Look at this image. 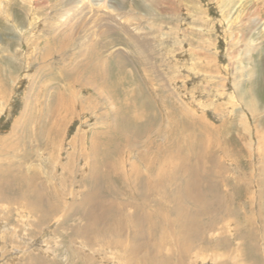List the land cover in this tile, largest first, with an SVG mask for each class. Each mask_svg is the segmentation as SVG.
Returning a JSON list of instances; mask_svg holds the SVG:
<instances>
[{
    "label": "rangeland",
    "instance_id": "1",
    "mask_svg": "<svg viewBox=\"0 0 264 264\" xmlns=\"http://www.w3.org/2000/svg\"><path fill=\"white\" fill-rule=\"evenodd\" d=\"M81 1L0 0V175L9 174L1 165L10 164L15 179L25 178L0 200V264H38L35 256L49 264H133V256L140 257L138 264H264V0ZM76 3L80 10L74 9ZM123 28L133 33L128 37ZM139 33L149 37L141 40ZM133 36L143 44L142 52ZM85 42L91 45L87 51ZM93 42L102 57V71L92 75V81L79 64L89 55L95 58ZM119 51L120 58L114 54ZM68 82L73 87L64 84ZM71 89L86 102L85 111L74 106L64 125L50 130L52 120L46 115L53 110H47V102L56 92ZM125 112L130 127L121 119ZM137 113L146 115L136 118ZM151 129L148 142L175 147L181 159L202 158L200 171L213 187L207 195L212 202L208 211L187 198L188 210L194 213L186 209L178 218L176 202H168L163 193L144 201L130 187L112 204L107 184L102 188L99 179L98 190L109 195L110 209L122 223L116 226L125 227L126 233L103 227V222L102 234L79 238L74 231L87 222L81 213L87 204L82 203L83 192L91 188L82 185L83 180L90 178L94 166L111 161L115 145H124L130 134L138 137L125 153L126 158L131 154L132 164L129 160L124 165L147 171L139 155L146 153ZM92 131L100 133L98 148L90 144ZM104 134L117 138L107 153ZM150 151L152 164L158 165L162 150L157 153L152 146ZM166 163L173 175L180 170L172 168L170 158ZM68 169L73 175L67 179ZM188 176L184 173L180 182ZM180 182L171 183L179 189ZM42 184L49 189L62 185L60 203L66 205L43 222L40 210L26 205L34 199L29 193ZM8 189L0 185V191ZM69 205L71 214L64 217ZM136 209L144 217L147 212L154 216V232L134 236L146 227L135 225L134 232L124 214L134 219ZM165 212L170 218L166 224L161 220ZM190 214L194 232L187 228ZM165 236L169 239L160 247L162 253L158 247L151 250L158 253L157 262H152L147 247L153 244L148 241ZM187 239L188 249L179 252L177 245ZM131 245L144 251L130 253Z\"/></svg>",
    "mask_w": 264,
    "mask_h": 264
},
{
    "label": "bare ground",
    "instance_id": "2",
    "mask_svg": "<svg viewBox=\"0 0 264 264\" xmlns=\"http://www.w3.org/2000/svg\"><path fill=\"white\" fill-rule=\"evenodd\" d=\"M74 1L75 2H79V3L82 2L81 0H74ZM75 7H77V9L80 10V7H79L78 3H76V5L74 6V9H75ZM109 7L110 6H108V8ZM101 8L99 7V9H101ZM86 10L89 11L87 8L84 9V11H86ZM75 12H76V10H75ZM258 24L259 23L257 22V25ZM123 29H125L127 31L130 30V28H127V29L126 28H123ZM105 32L108 33L109 32L108 29H106ZM131 32L133 33V29L132 28H131V31L128 32V37H129V33L131 34ZM137 35L139 36V39H141V40L142 39H147L149 37V34L148 35H142V34L139 33ZM68 37L69 36H66L63 39L64 43H66V44L69 43V41H70V38H68ZM133 37H134V39H133ZM133 37H132V39L134 40V42L137 45V47L138 46L140 47V48L138 47V50L140 52H142L143 50H142L141 45H143V44L141 43V41L139 43V39L137 37H135V36H133ZM152 37H153V35H152ZM89 42H87V43H89ZM87 43L85 44V51H87L88 49H90V46H91V45H88ZM95 44H96V42H93L92 43L91 54L94 55L95 58H97V60L94 62L95 58L94 59H91V56L89 55L88 56V59H86L84 61L85 63L83 62V63L79 64V65H83L82 68H81L82 71H84L86 73H89L90 77H92V75H94L95 73H98L99 74L100 71H102V65H100L101 62H102V57H101V55H99L98 45H95ZM114 54H115L116 57H119V58L122 56V53L121 52L118 53V54H116V52H114ZM107 64H108V61L106 62V65ZM108 69L109 68L107 67L106 70H105V72H104V75L106 74V72L108 71ZM70 71L71 70H69V72ZM146 71H147V69H146ZM122 76L123 75H121V77ZM93 78L94 77H92V81H93ZM101 78L103 80H105L106 77L102 75ZM64 84L73 87V83H71V82L64 83ZM113 84H114V82H113ZM108 85H109V83H108ZM129 93H130L129 94V98H132V100L130 99V101H132V103L135 105L134 107H136V104L137 103L135 101L137 99H135V97H134V92L133 91H130ZM159 97H160V95H159ZM47 103H48L47 110H50V111L53 110V113L55 112L54 114L51 113L49 116H47L46 115V112H45L46 118H50L52 120V125L53 126H52V128L50 130H53V131L59 129V127L61 128V126L64 125L63 120L67 119L68 116L73 113L72 110H74L73 109L74 106H75V109H76L77 105L78 106L80 105L79 106L80 109L81 110L84 109V111H85V108H86L85 107L86 102L81 101V100H78L77 97H76V95H75L74 90H72V89L71 90H64L62 92H56L55 95H54V97H52L51 99H49V101ZM43 109H44V107L42 108V110ZM61 111H63V113ZM126 112L121 115V119L123 120L124 124H127L128 125V123H130V122H129V120L126 119V116H127V113ZM75 114H77V113H75ZM134 114H135V112L133 113V115L131 114L132 117L134 116ZM143 114L146 115V113H137V115H135V117L136 118L144 117ZM59 118H60V123H58L59 122ZM56 119H58V120L56 121ZM138 122H140V121H138ZM58 125H59V127H58ZM127 125H126V129H127ZM128 126L130 127L131 125H128ZM113 128L114 129L116 128L115 129L116 131L118 129L115 125H114ZM132 130L133 129H131V131ZM151 131H152V129L148 133H146V135H147V141L145 143H147V144H144V146H146V148H145L146 149V153H141V155H139L140 159H142L145 162V164H146L145 165V168H146L147 171L141 172L138 169H133V171L127 170L126 166L124 165L129 160H130V163L132 164L131 154H128L127 157H129V158H126L125 157V153L129 149L131 150L132 146L134 145L133 141H137V138L136 137H138V135L135 137L132 134H130L129 136H126V139H124V141H125V144L124 145H120V144L119 145H115V148L113 150L115 152L114 153L115 155H114V157H113V159L111 161H106V160L104 161L103 160L101 167L94 166L92 168V172L90 173V178H85L83 180V181H85V184H82V185H85V186L91 185V188L88 187V189L83 192L82 203H84L85 201L87 202L88 205L86 203H85L86 205L84 204V206L86 208L85 207L82 208L83 205L81 203H80V205H78V207H81L82 208L81 209L82 218L87 220V222H85L83 228L81 227V229L79 228V229H77V230L74 231L75 234L77 233L79 235V238H85L86 240L87 239L90 240V239H92V235L93 234H96V233L97 234H102L103 233L102 228L105 227V226H110L111 228L114 227L116 232H120L124 236V234L126 233V229H125V232H124V228L125 227H123L121 225L116 226L117 224H122V223L121 222L117 223L119 220L117 219V217H115L114 211L110 209V204L108 203V201H110V199L108 198V196L110 195V196L115 197V198L111 197L113 199L111 201V203L112 204H114V203L117 204L116 197L120 196L119 194L123 190L127 191L128 190V187H130L132 189V191L134 192L135 195H137L139 197H142L144 201L147 200V199H149L151 195L156 194V192L163 193V196L167 199L168 202H176V207L174 209H175L176 215L179 216L178 218H181V216H182V214L184 212L186 214V209H187V212L190 211V210H188L189 207H188L187 204L189 202H191V201H187V198H190L192 200L191 203H195V204L196 203H200L201 206H202V208L204 209V211L205 212L208 211L209 205H211L212 202H211V200H208L207 195H208V193L211 194V189L213 187L211 185V183H212L211 178L210 177H204L203 178V176H206L207 174H204L203 175L201 173V171H200V168H201V159L202 158L200 156L194 155L192 157H189L188 156V158L184 157V159H181V157L179 156L178 151H177L176 155L174 154V152L176 150L175 147H173V146L171 147L170 146L167 149V148H163V146L164 147H166V146L164 144H162V145L159 146L160 149L162 150V156L160 158L161 160H160V162H159L158 165L152 164V160H153L154 157L151 156V155H149V154H151L150 153L151 152L150 151V148L152 146H155V148H157V150H158L157 151V153H158L159 152V147H158V144L155 145L153 142H151L152 140L150 142H148V140L151 137L150 136ZM92 132H93V134L91 136V143L90 144H91L92 147L98 148V144L96 143V141H98V139L101 138L100 137V133L98 131H95V132L92 131ZM120 132H121V130H120ZM189 134H190V132H189ZM58 135H61V133L59 132ZM122 135H126V134L124 133ZM172 136H173V134H172ZM103 138L105 139L103 141L105 143L104 144L105 147L103 148V151H105L107 153L111 149V147L109 146V143L111 141L114 142L113 140H115L117 138H114L113 139L108 134H104L103 135ZM120 138H122V137H120ZM179 145L177 146V148L179 147ZM247 146H248V144H246V148H247ZM180 147H183V146H180ZM173 150H174V152H173ZM181 151H182V149H181ZM146 154H147V156H146ZM148 155L151 156V158L148 157ZM176 157H177V159L174 160L173 158H176ZM104 158H105V156H104ZM169 158H170V165L172 166V168H174V169L179 168L180 169V170H177L176 171V175L175 174L173 175L172 170L170 171V170L167 169V165L169 163H166V162H167V160ZM161 163H165V166L161 165ZM4 165H6V169H7L5 171H7L9 174H7V176L6 175H2V174L0 175V185L2 186L3 184H5V185L8 186L9 189H8V191H0V200L4 199L8 195L7 193L9 192V190L11 191L12 186L16 182L20 181V183H22V180L24 178V177L23 178L22 177H19V178L15 179L13 177V174H10V173L13 172V169H9L7 165H9L10 167H12V166L10 164H2L1 166H4ZM67 171H68L67 172V176H66L65 173L64 174H65L66 178L68 179L69 177H72L73 172L70 169H68ZM204 172L207 173V171H204ZM184 173L188 174L189 176L186 177V181L184 183H182V182H180V179L182 181V175ZM33 177L35 178L36 176H33ZM37 177H39V176H37ZM99 179H100V183H101L100 185L102 186V188L107 184L106 185L107 186L106 188H107V193L109 195H107V196L105 195L106 197L100 193V190H98L100 188H99V184L96 183V181L99 180ZM177 179L179 180L180 185H181V187L179 189L175 188L174 185L171 183V182L176 183ZM24 180H25V178H24ZM64 180H65V177H63V182H64ZM114 180H117L119 183L116 184ZM204 181H207L208 182V186H206L205 188H203V182ZM102 184H105V185H102ZM61 186L62 185H60V186H57L56 185V187H54L55 189H49L48 188V185L46 186L45 184L44 185L42 184L40 186V189L38 190V185H37V187L35 186L36 188L33 189V192L29 193L34 199H33V202H31V203H29L31 201V200H29L27 202L28 204L26 203V205H28L27 207H29L31 209V211H34L33 209H35V208L38 209V210H40V212H41V217L39 219L40 221L43 222V221H46L47 219H50L51 217L55 216L56 213H58L59 211H61V209L64 206L66 207L65 203H63L61 205V203H62V199H61L62 195L59 194L60 193L59 191L62 189V188L61 189L59 188ZM51 187H53V186H51ZM43 189H45L46 191L43 190ZM27 193H28V191H27ZM122 193H124V192H122ZM9 195H11V194L9 193ZM128 196H126V197H128ZM122 199H123V197H122ZM10 200H11V198H10ZM162 201H163V199H162ZM64 202H66V201H64ZM181 202H182V208L179 209V207L181 205ZM207 202H209V204ZM143 203L145 204L146 202H143ZM125 204L126 203H124V205ZM127 205H128V203L125 205V208H126ZM71 206H73V205H69V207L66 208L67 209V212H66L65 215H63L64 217L65 216L67 217L69 214H71V210H72V207ZM158 208L162 212L165 210L164 204H161L160 206H158ZM110 210L114 214V216L111 215ZM190 212H193L194 213V211H190ZM139 213L140 212L136 209L134 215H137V216L136 217L134 216V219H133V215L131 213L126 212L124 214L125 215V220H126V222H128V226L131 227L134 230V232H136L135 225H137V226L141 225L142 227H146V228H142V229L137 230L138 232L136 234H134V236L135 235L136 236H141V235H143L142 233H145L146 232V230H147V232L150 233V230L153 229V232H154V230L156 229V227H158L157 226L158 225L157 221L154 219L155 220V222H154V220L152 219L154 216L151 213H149V212L146 213L147 215H145V217L141 213L140 214ZM192 214H190L186 218V220L188 221V223H187L188 230L194 232L195 231V228H194L195 225H193L192 222H191L192 221L191 220V215ZM164 215L166 217H164V219H161V220L163 221V223L166 224L167 221L165 222V220H170V218H169L168 213L165 212ZM103 222H105V225L103 227H101V225H102ZM168 227H169V229L171 228V226H169V225H168ZM192 232H189V234H193V236L196 238L197 237L196 234L195 233H192ZM168 239L169 238H167V236H165V237H162L161 239L154 240V242L149 240L148 241V243H149L148 245H150L152 243L153 244V248L147 247V251L149 250V252L147 253L148 259L151 258L150 260L152 262H157V255H158V253L156 255V253H154L155 251L152 252L151 250H156L157 247H158L157 251L162 253L160 247L162 246L163 243H165L166 241H168ZM125 242H126V240H125ZM189 242H191L190 239L189 240L187 239V241H185L181 246L180 245H177V248L179 249V252H184L185 250H187L188 247H189L188 246V243ZM143 248L144 247H136V248H134L133 245H131L129 251H130V253H135V252H140V251L143 252L144 251ZM137 257L138 256H135V257L133 256V259H135V260L132 261L131 263L138 264L139 261H140L138 258H140V257H138V258ZM34 259L38 262V264H49V262H50V260H46L44 257L41 258V257H38V256L36 257L35 256ZM130 261H131V259H130ZM143 264H145V263H143Z\"/></svg>",
    "mask_w": 264,
    "mask_h": 264
}]
</instances>
